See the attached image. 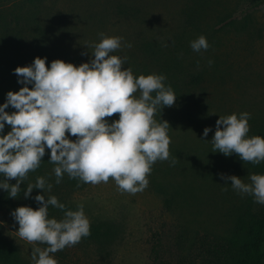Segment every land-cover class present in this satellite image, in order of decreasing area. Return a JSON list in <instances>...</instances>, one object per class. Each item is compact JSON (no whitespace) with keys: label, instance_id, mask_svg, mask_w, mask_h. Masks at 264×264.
<instances>
[{"label":"rangeland","instance_id":"374dc122","mask_svg":"<svg viewBox=\"0 0 264 264\" xmlns=\"http://www.w3.org/2000/svg\"><path fill=\"white\" fill-rule=\"evenodd\" d=\"M134 1L142 8L139 17L119 16L110 0H0V36L9 38L0 49V97L23 86L13 69L37 56L47 57L46 66L54 59L78 66L89 60L100 33L122 37L112 54L127 58L124 67L134 76L164 74L177 96L173 106L154 114L170 125V156L152 165L148 186L135 194L120 191L111 177L58 192V201L74 210L83 204L90 233L97 228L99 238L84 237L50 255L58 264H211L205 244L234 239L238 220L264 208L218 175L250 183L249 174H264V161L213 153L210 142L219 116L241 112L251 114L247 135L264 137V4L124 0L129 8ZM201 35L209 48L194 52L190 41ZM205 127L212 128L207 137ZM9 130L6 125L4 134ZM10 212L0 208V239L32 264L31 250L46 245L20 239ZM56 215L60 220L64 213Z\"/></svg>","mask_w":264,"mask_h":264},{"label":"clouds","instance_id":"9594fccd","mask_svg":"<svg viewBox=\"0 0 264 264\" xmlns=\"http://www.w3.org/2000/svg\"><path fill=\"white\" fill-rule=\"evenodd\" d=\"M99 36V42L90 45L89 60L78 66L62 59L46 66L47 57L37 56L13 69L23 86L7 91L0 103V190L8 197H18L22 182L40 166L46 149L50 150L48 161L55 164L56 184L64 174L93 185L111 177L120 191L131 194L148 186L147 177L157 160L169 159L170 125L154 119L158 107L162 112L177 97L164 83L167 77L162 73L134 76L130 67H124L127 58L112 54L122 47V37ZM190 47L200 52L209 43L201 35L190 41ZM10 106L14 111H6ZM115 113L117 119H106ZM250 117L248 112L219 116L210 140L212 152L235 153L252 164L264 161V137L247 135ZM6 125L10 130L4 134ZM210 131L211 127H205L203 137ZM218 175L223 184L230 183L239 194L264 204V174H249L250 183L236 175ZM12 179L15 183L9 182ZM34 189L42 193L32 196ZM51 189L52 184L38 176L23 191L24 198L33 199L38 207L18 206L10 212L19 225L15 232L20 239L46 245L31 250L32 264H58L50 254L75 246L91 234L83 204L77 210H65L55 195L45 198V191ZM49 205L65 210L63 218H49Z\"/></svg>","mask_w":264,"mask_h":264},{"label":"trees","instance_id":"16d2710c","mask_svg":"<svg viewBox=\"0 0 264 264\" xmlns=\"http://www.w3.org/2000/svg\"><path fill=\"white\" fill-rule=\"evenodd\" d=\"M112 8L119 16H129L133 12L138 15L142 12V8L138 6L137 2L129 3L132 7L129 8L124 0H110ZM264 4V0H254L253 5L255 7ZM9 41V38L0 36V49L4 43ZM8 43V42H7ZM2 50V49H1ZM0 56V63H1ZM7 61V60H5ZM10 64V63H9ZM8 64V65H9ZM5 97H0V103H3ZM8 112L14 111L10 106L6 109ZM49 152L46 150L45 156L42 158L40 166L35 171H30L27 178L21 184V191L18 193V197L13 199L8 197L5 190H0V208L6 207L9 211L14 210L18 206H31L34 209L38 207L37 203L29 198L25 199L23 191L29 183H35L38 176L44 177L47 183L52 184L51 192L45 191V198L49 195L58 196V192H73L75 190H82L86 187L87 183L79 181L78 179L69 178L67 174H64L59 184L55 183V174L53 169L55 164L49 161ZM15 183V179L9 181ZM37 193H42L40 189H34L32 196ZM65 210H74L71 206L65 205ZM65 210L59 209L49 205L48 217L59 219L56 214H62ZM95 228V234H90L85 238H99ZM234 239L230 241L226 240H214L209 242L205 247L204 253L211 258V264H264V208L255 215H249V220L240 218L237 222L236 228L233 233ZM0 264H27L24 262L13 248L8 246L4 241L0 239Z\"/></svg>","mask_w":264,"mask_h":264}]
</instances>
